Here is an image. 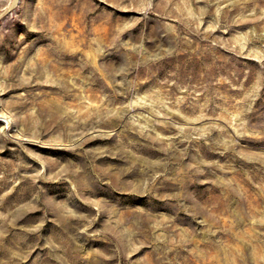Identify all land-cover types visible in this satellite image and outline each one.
Listing matches in <instances>:
<instances>
[{
    "label": "rangeland",
    "instance_id": "1",
    "mask_svg": "<svg viewBox=\"0 0 264 264\" xmlns=\"http://www.w3.org/2000/svg\"><path fill=\"white\" fill-rule=\"evenodd\" d=\"M0 264H264V0H20Z\"/></svg>",
    "mask_w": 264,
    "mask_h": 264
},
{
    "label": "water",
    "instance_id": "2",
    "mask_svg": "<svg viewBox=\"0 0 264 264\" xmlns=\"http://www.w3.org/2000/svg\"><path fill=\"white\" fill-rule=\"evenodd\" d=\"M20 0H10L9 5L0 13V20L6 17L9 13L14 12L19 5Z\"/></svg>",
    "mask_w": 264,
    "mask_h": 264
},
{
    "label": "bare ground",
    "instance_id": "3",
    "mask_svg": "<svg viewBox=\"0 0 264 264\" xmlns=\"http://www.w3.org/2000/svg\"><path fill=\"white\" fill-rule=\"evenodd\" d=\"M7 121V120H6Z\"/></svg>",
    "mask_w": 264,
    "mask_h": 264
}]
</instances>
